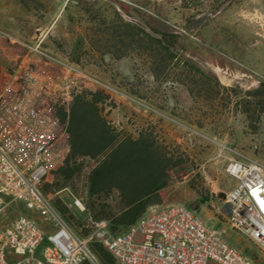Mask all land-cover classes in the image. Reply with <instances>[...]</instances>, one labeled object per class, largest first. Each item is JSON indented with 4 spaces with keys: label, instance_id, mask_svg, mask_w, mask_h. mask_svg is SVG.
<instances>
[{
    "label": "rangeland",
    "instance_id": "374dc122",
    "mask_svg": "<svg viewBox=\"0 0 264 264\" xmlns=\"http://www.w3.org/2000/svg\"><path fill=\"white\" fill-rule=\"evenodd\" d=\"M0 27L114 89H84L72 98L97 93L111 126L134 138L151 135L179 164L170 171L165 205L197 210L203 196L218 206L235 185L230 158L264 163V0H69L65 7L63 0H0ZM0 68L22 76L46 66L0 37ZM79 164L85 176L95 162ZM46 182L55 189L56 180ZM6 201L0 232L21 217L53 231L22 202ZM72 213L80 221L86 214ZM214 215L225 221L222 211ZM226 227L229 243L264 264L257 245Z\"/></svg>",
    "mask_w": 264,
    "mask_h": 264
},
{
    "label": "built area",
    "instance_id": "2783aa9c",
    "mask_svg": "<svg viewBox=\"0 0 264 264\" xmlns=\"http://www.w3.org/2000/svg\"><path fill=\"white\" fill-rule=\"evenodd\" d=\"M0 37L23 46L46 66L22 74L19 96H0V215L9 196L53 228L46 234L33 219L15 220L0 232V264H100L92 242L101 243L116 264H257L229 243L222 231L208 226L197 210L183 204L147 213L123 232L112 231L108 221H97L88 235L78 234L42 188L71 151L66 130L48 105L69 104L84 89H114L40 44L25 43L1 27ZM235 156L227 165L235 186L225 197L231 205L226 222L264 254V163ZM75 205L80 207L81 202L76 200Z\"/></svg>",
    "mask_w": 264,
    "mask_h": 264
},
{
    "label": "trees",
    "instance_id": "16d2710c",
    "mask_svg": "<svg viewBox=\"0 0 264 264\" xmlns=\"http://www.w3.org/2000/svg\"><path fill=\"white\" fill-rule=\"evenodd\" d=\"M23 87L20 74L0 68V96H19ZM91 96L88 99L85 94H79L71 98L69 104L57 101L49 103L53 115L66 130L71 151L68 158L56 166L48 177L60 176L66 182L81 171V164L70 165L72 160H94L95 165L87 175L90 199L109 195L114 189L120 191L127 203L131 202L132 194H138L140 198L138 204L124 212L111 211L104 205L94 210V203L87 204L93 219H106L112 231L123 232L146 213L149 205L160 201V192L170 185V171L179 164L172 162V158L151 135L139 133L134 138L118 132L102 115L98 107L101 98L95 92H91ZM51 186V183H43V191L49 194ZM206 198L202 196L195 207L203 204ZM55 205L65 219L79 229L82 236L91 232L92 224L78 220L60 200ZM91 247L103 264H116L101 243L92 242Z\"/></svg>",
    "mask_w": 264,
    "mask_h": 264
},
{
    "label": "crops",
    "instance_id": "0c3cea01",
    "mask_svg": "<svg viewBox=\"0 0 264 264\" xmlns=\"http://www.w3.org/2000/svg\"><path fill=\"white\" fill-rule=\"evenodd\" d=\"M68 1L69 0H63V7H65V5L67 4ZM60 14H62V13H60ZM84 159L95 162L94 160H92L90 158H79L76 160L77 162L72 160L70 162V165H78L79 160H84ZM93 166H91L88 169L85 176H83L82 171H80L79 174L75 173V175L73 177H71L69 180H67L66 182H64L63 178L60 176H55L53 178L48 177L44 182H46L48 180L53 182L54 180H56L57 181L55 183L56 187H55V189L51 188L48 192L49 194L45 193V191H44V193L46 194L47 197H49L52 200L54 205H55V202L57 200H60L62 202V204H64L71 212H73V209H79L80 211L86 212L85 218L81 221L82 222L86 221L90 224L98 221L96 219H93L91 217V214L89 213L90 211H89L88 205L90 203L95 204L94 210H98L99 206L104 205V206H107L108 207L107 209H109L111 211L124 212V211L129 210L132 206H134L135 204H138L140 202V198H138V194H132L131 202H129V203L125 202V200L122 198L121 193L118 189H114L109 195L100 196L99 199H97L96 197L90 199L89 195H88L87 175ZM234 186H233V188H234ZM165 190H166V188H164L160 192V201H158L155 204L149 205L146 209L145 214L150 213L152 211L160 210L163 207L167 206V205H165L167 203V201L164 198ZM64 192H66V193H64ZM62 193H64L66 195L67 200L63 199L60 196V194H62ZM225 197L226 196H222V197L219 196L220 200H222V203L220 205L218 204V206H216V203L213 201L212 198H206V201L203 204L199 205L197 211L202 212L203 221L205 223H207L208 225L211 224V227L214 229H217L216 227L222 223L223 227L220 229H217V230L222 231L224 234V237L227 239V238L231 237L230 235L227 234L228 228L226 227V225H227L226 220H227V216L230 214L231 205L226 203ZM76 200H79L81 202L80 207H77L75 205ZM168 205H170V204H168ZM55 207H56V205H55ZM209 207L211 209H209ZM217 210L222 211L223 218L225 221H222L219 217L214 215V212H217ZM99 221H108V220L102 219Z\"/></svg>",
    "mask_w": 264,
    "mask_h": 264
},
{
    "label": "water",
    "instance_id": "95a60500",
    "mask_svg": "<svg viewBox=\"0 0 264 264\" xmlns=\"http://www.w3.org/2000/svg\"><path fill=\"white\" fill-rule=\"evenodd\" d=\"M263 85H264V83H263Z\"/></svg>",
    "mask_w": 264,
    "mask_h": 264
}]
</instances>
